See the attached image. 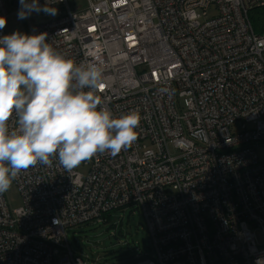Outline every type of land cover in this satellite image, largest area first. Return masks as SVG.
<instances>
[{
    "label": "built area",
    "instance_id": "2783aa9c",
    "mask_svg": "<svg viewBox=\"0 0 264 264\" xmlns=\"http://www.w3.org/2000/svg\"><path fill=\"white\" fill-rule=\"evenodd\" d=\"M37 2L57 14L27 17L26 34L101 69L102 105L140 123L130 147L98 153L85 174L57 159L21 171V204L0 193V264H87L67 230L130 205L150 245L122 264H264V32L249 19L264 0Z\"/></svg>",
    "mask_w": 264,
    "mask_h": 264
},
{
    "label": "clouds",
    "instance_id": "9594fccd",
    "mask_svg": "<svg viewBox=\"0 0 264 264\" xmlns=\"http://www.w3.org/2000/svg\"><path fill=\"white\" fill-rule=\"evenodd\" d=\"M19 19L57 9L20 0ZM7 20L0 16V29ZM47 33L19 31L0 37V193L38 163L53 159L71 172L98 153L116 156L137 139V112L118 118L95 95L102 71L77 65L46 41ZM264 48V39H257ZM87 89V90H86Z\"/></svg>",
    "mask_w": 264,
    "mask_h": 264
},
{
    "label": "rangeland",
    "instance_id": "374dc122",
    "mask_svg": "<svg viewBox=\"0 0 264 264\" xmlns=\"http://www.w3.org/2000/svg\"><path fill=\"white\" fill-rule=\"evenodd\" d=\"M10 16L6 19L4 27L10 35L19 31L26 34L27 18L19 19L15 12L16 6L13 0H4ZM71 7L77 5L84 6L85 0H68ZM216 14V9L211 6L207 11V17ZM32 24L47 22L55 16L41 12H32L28 16ZM233 129V127H231ZM240 130L239 124L235 125ZM173 153L174 150L171 149ZM82 174L86 169L78 167ZM5 198L10 208H16L21 204V197L14 180L9 190L4 192ZM104 222L91 221L67 230V239L71 250L83 256L87 264H101L110 262L109 258L114 255L134 257L139 251V247H149V237L145 221L141 213L134 206H126L121 210L110 213V220ZM105 259V260H104Z\"/></svg>",
    "mask_w": 264,
    "mask_h": 264
},
{
    "label": "trees",
    "instance_id": "16d2710c",
    "mask_svg": "<svg viewBox=\"0 0 264 264\" xmlns=\"http://www.w3.org/2000/svg\"><path fill=\"white\" fill-rule=\"evenodd\" d=\"M249 19L251 21L252 27L255 32L263 33L264 32V6L255 7L249 11ZM104 218L109 221L110 214L107 213L104 215ZM124 255V254H122ZM120 254L114 255L112 258H109L110 262L101 263V264H122L131 259V256H122ZM105 260V259H104Z\"/></svg>",
    "mask_w": 264,
    "mask_h": 264
},
{
    "label": "water",
    "instance_id": "95a60500",
    "mask_svg": "<svg viewBox=\"0 0 264 264\" xmlns=\"http://www.w3.org/2000/svg\"><path fill=\"white\" fill-rule=\"evenodd\" d=\"M18 1H19V0H13V3H14L15 5H17V4H18Z\"/></svg>",
    "mask_w": 264,
    "mask_h": 264
}]
</instances>
